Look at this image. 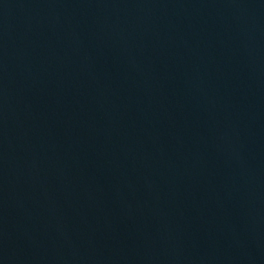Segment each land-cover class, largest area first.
<instances>
[{
  "label": "water",
  "instance_id": "1",
  "mask_svg": "<svg viewBox=\"0 0 264 264\" xmlns=\"http://www.w3.org/2000/svg\"><path fill=\"white\" fill-rule=\"evenodd\" d=\"M0 264H264V0H0Z\"/></svg>",
  "mask_w": 264,
  "mask_h": 264
}]
</instances>
